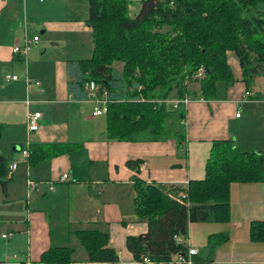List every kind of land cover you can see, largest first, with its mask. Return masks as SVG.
Wrapping results in <instances>:
<instances>
[{
    "label": "crops",
    "instance_id": "0c3cea01",
    "mask_svg": "<svg viewBox=\"0 0 264 264\" xmlns=\"http://www.w3.org/2000/svg\"><path fill=\"white\" fill-rule=\"evenodd\" d=\"M140 1L128 0L131 17L139 11ZM39 2L45 4H38L30 15L27 0H0V155L8 169L14 164L3 194L7 200L13 192L21 201L13 216H0L7 217L12 231L6 237L0 234V264H45L39 262L40 255L53 246H69L75 255L72 236L78 239L76 231L83 229L108 232L119 263L139 264L127 250L126 237L145 232L147 224L134 213L135 170L126 161L141 160L138 176L147 183L184 187L190 179L204 176L215 139H231L239 150L264 156V76L257 74L247 84L236 55L227 51L234 81L223 82L220 96L205 99L197 80L186 82V95L192 101L186 109L182 107L185 128L175 115L168 119L163 136L153 139L148 132H141L135 140H117L107 135L105 114H92V99L86 95L73 100L67 91L65 63L79 57L72 55L69 42L67 45L59 38L71 33L82 40L84 34L91 36L86 23L88 0L82 21L72 20L70 10L58 7L55 0ZM24 38L31 41L29 49L24 57L16 56L12 49ZM6 74L19 79L6 81ZM26 76L30 85L24 82ZM33 81L40 84L35 86ZM245 91L250 92L246 97ZM86 107L90 110L84 112ZM28 111L41 113L39 128L31 133L26 128ZM29 144L45 145L51 154L31 165L21 156ZM64 173L68 179L60 181ZM28 181H33V190ZM236 183L233 188L239 193V202L233 207L230 187L228 222L206 221L207 227L196 233L195 223L189 224L182 244L198 249L193 258H208L207 264H264V242L250 240L248 231L252 220L264 218V183ZM54 203L60 210L57 215L51 209ZM220 231H227L229 239L210 255L208 235ZM79 257H71L70 264H107L90 262L84 248Z\"/></svg>",
    "mask_w": 264,
    "mask_h": 264
},
{
    "label": "trees",
    "instance_id": "16d2710c",
    "mask_svg": "<svg viewBox=\"0 0 264 264\" xmlns=\"http://www.w3.org/2000/svg\"><path fill=\"white\" fill-rule=\"evenodd\" d=\"M128 4V0H88L92 55L65 63L71 99H84V85L89 82L98 85L99 94L107 92L109 137L135 140L139 133L148 132L156 139L166 134V123L175 115L184 126L182 106L174 109L164 100L186 95V82L192 79L199 83L202 97L213 99L218 81H234L228 50L236 55L247 84L256 74L264 76V0H141L133 17ZM161 27L166 29L160 31ZM115 61L122 63L120 69ZM200 68L203 75L195 77ZM1 132L0 124V136ZM28 151L31 165L51 154L41 144H29ZM140 163V159L126 161L135 170L134 213L147 224L145 232L126 237L127 250L135 260L147 256L168 262L172 255L184 253L185 245L174 236L186 237L190 223L229 220L232 183H264V156L239 150L231 139L212 141L204 176L190 179L184 187L145 182L138 176ZM8 171L0 155L4 194ZM181 191L186 194L184 202L170 197ZM248 231L250 240L264 242V218L252 220ZM76 235L90 262L120 264L108 232L83 229ZM228 239L227 231L209 234V254ZM72 252L69 246H53L42 252L39 262L70 264ZM207 262L208 258H193L192 264Z\"/></svg>",
    "mask_w": 264,
    "mask_h": 264
},
{
    "label": "rangeland",
    "instance_id": "374dc122",
    "mask_svg": "<svg viewBox=\"0 0 264 264\" xmlns=\"http://www.w3.org/2000/svg\"><path fill=\"white\" fill-rule=\"evenodd\" d=\"M27 1H28L29 9H30L28 11V13L30 15L34 14L36 12V7L38 4H45V2H46V1L45 2H39V0H27ZM134 2L135 1H132V5L135 4ZM55 3L60 8H65V9L70 10V14L72 15V16H70V18L72 20L77 19L79 21H82L83 20L82 17L84 16V14H86L87 0H55ZM165 29H166V27L165 28L163 27L160 31H164ZM36 35L40 36L39 33H37ZM59 39L61 41H65L67 45H68V42L70 43V45H71L70 51L72 52V55L78 56L79 57L78 59L87 58V57H90L92 55L93 44H92L91 36L89 34H84L83 40L81 39V37H79L78 35H74L73 33L64 34ZM228 51H233V50H228ZM114 66H116V68L120 69L122 66V63H120L119 61H115ZM224 87L225 86H224V83L222 81L217 82V85H216V89H217L216 95L217 96H220V94L224 90ZM170 98H175V97H170ZM87 110H90L89 107H88V109L86 107L84 112H87ZM100 118H104V115L100 116ZM24 147L25 148L27 147L26 143H24ZM25 181L26 180L23 179L24 183H25ZM33 185H34V183L30 186L31 187L30 190H33ZM234 185H237V183L231 184V189H232L231 202L232 201L234 202L233 207L236 208L237 204L239 202V200H238L239 193H238L237 189L235 190L233 188V187H235ZM26 186H27V183H26L25 187ZM61 186H62V184L56 185V187H61ZM19 191L20 190H16L15 192L17 194H19ZM5 199H6L5 195L3 194V192H1V188H0V216H7V217L13 216L11 214H14L17 212V209H18L17 204L18 203L20 204L21 201L18 200L19 199L18 195L13 194V192L9 193L7 200H5ZM5 201H7V202H5ZM51 209L53 211H55L54 214H56V215H57V213L60 212L59 207H58V203H54V206H52ZM7 217L0 219V234H2V233L7 234L8 232H12V231H10V224L7 221ZM228 221H226V222H228ZM207 222H212V221H207ZM194 223H195V224H193V226L195 227V228H193L194 233H196L200 229H204L205 227H207L206 225H208L207 223H204V222H194ZM212 223H214V222H212ZM219 223H223V222H219ZM221 226H223V225H221ZM11 228H14V227L11 226ZM71 244L77 246V253L75 255L71 254V257H73L74 259H79L80 258L79 252L83 251V248H82L80 242L78 241V239H76L74 236H72ZM164 264H174V262L168 261V262H164Z\"/></svg>",
    "mask_w": 264,
    "mask_h": 264
},
{
    "label": "built area",
    "instance_id": "2783aa9c",
    "mask_svg": "<svg viewBox=\"0 0 264 264\" xmlns=\"http://www.w3.org/2000/svg\"><path fill=\"white\" fill-rule=\"evenodd\" d=\"M33 40L36 41L37 37H33ZM32 40V41H33ZM30 40L28 38H24L23 42L21 44L15 45L12 49L13 53L16 56L24 57L29 49L30 46ZM203 75V69L200 68L197 73L195 74V77H201ZM6 81L10 80H18L19 77L17 75L13 74H6L5 75ZM24 82L26 85H30L31 81L27 78V76L24 78ZM33 85L38 86L40 84L39 81H33ZM136 88H140V85H136ZM84 90L87 93V96L92 99L93 103L95 104L92 114L94 116L105 114L107 111V92L103 90L101 94L98 93V85L94 82L85 83ZM250 94L249 91L244 92V97L248 96ZM200 100H203V98H200ZM192 101V97L188 95H184L183 97H175V98H168L164 100L166 104H168L170 107L176 109L179 106H182L183 109L187 108V105ZM30 101L29 99L26 100V103L28 104ZM236 116H239V111L236 113ZM41 117V113L38 111L30 112L28 111L26 114V128L29 133L35 132L39 128V119ZM21 156L22 157H28L29 151L28 149H22L21 150ZM143 166V165H142ZM14 164L9 165V172L13 169ZM68 179L67 174H62L60 177V181H65ZM28 185H32L33 182L28 181ZM49 189L53 190L52 183H49ZM185 193L179 192V193H170V197L173 198L175 201H178L179 203L184 202L185 200ZM3 237H6V234H3ZM176 241L182 243L185 239V237L182 236H174ZM198 252V249L196 247L188 246L184 253H176L172 255L170 261L174 262L175 264H192L193 263V256L196 255ZM137 263L139 264H162V262H156L150 259L147 256H144L142 259L137 260Z\"/></svg>",
    "mask_w": 264,
    "mask_h": 264
}]
</instances>
